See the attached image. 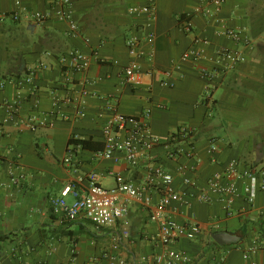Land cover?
Listing matches in <instances>:
<instances>
[{"label":"crops","instance_id":"0c3cea01","mask_svg":"<svg viewBox=\"0 0 264 264\" xmlns=\"http://www.w3.org/2000/svg\"><path fill=\"white\" fill-rule=\"evenodd\" d=\"M20 1V20L0 21V264H116L118 260L157 264L156 258L168 247L190 255L191 261L179 264H215L222 256L226 264H264V191L253 203L244 195L238 197L232 214L216 200L169 202V216L197 222L202 232L195 240L181 239L168 246L149 239L159 229L150 219L162 199L156 185L149 190L150 207L125 197L127 237L120 236L121 223L99 229L88 220L69 221L51 204L68 184L85 185L93 171L100 173L103 185L112 187L116 181L110 172L144 183L150 165L162 164L181 189L184 185L176 169L182 163L186 176L196 182L195 191L201 192L208 188V178L223 175L232 159L238 161V171L264 169V0H227L209 14L195 10L211 7L210 0H155L153 19L129 13L130 7L148 0H74L78 36H72L68 24L56 17L43 23L28 17L30 12L48 10L50 0ZM15 10L16 0H0V14ZM187 13L193 14L190 33L179 22ZM227 28L241 31L244 40L226 35ZM150 32L152 42L147 41ZM195 37L207 40L198 45L202 66L212 69L220 48L239 50L246 60L212 81L204 79L191 62L180 61ZM131 38L140 40L143 54L137 59L144 67L173 70L174 86L160 85L156 75L145 76L139 87L126 82L123 70L134 58L127 45ZM75 48L91 55L88 70L61 65V57ZM176 63H181L180 69L173 68ZM31 71L33 82H24ZM209 85L215 89L207 99ZM34 86L36 96L30 94ZM55 89L71 102L55 106ZM15 102L20 104L21 118L42 113L53 125L31 130L15 120L5 121V104ZM78 103H83L84 117L77 114ZM148 106L153 107L150 127L160 138L158 146L143 153L134 166L121 153L111 159L95 157L94 152L104 146V126L115 112L137 115ZM183 126L191 131L188 138L172 141ZM73 138L90 140L95 148L70 143ZM71 148L68 164L64 159ZM170 148H178L180 155L169 158ZM191 149L196 152L193 157ZM17 153L27 178L12 185L9 171ZM222 181L234 182L240 192L245 183L236 174ZM67 199L72 201V195ZM219 231L235 235L237 241L220 245L213 238Z\"/></svg>","mask_w":264,"mask_h":264},{"label":"built area","instance_id":"2783aa9c","mask_svg":"<svg viewBox=\"0 0 264 264\" xmlns=\"http://www.w3.org/2000/svg\"><path fill=\"white\" fill-rule=\"evenodd\" d=\"M140 7H130L131 15L146 14L149 19H153L156 10L155 0ZM227 0H210L211 7H197L196 12L209 14L211 9L219 10ZM51 6L46 11L30 12L28 17L35 22L43 23L52 17H56L60 21H65L69 26L72 36H78L80 33L79 24L74 15V0H50ZM18 10L11 13L0 14V21L7 17L13 20L21 18V1L16 0ZM192 13H187L184 19L179 20L184 31L190 33L193 31V25L190 17ZM225 34L235 40H244L242 32L232 28H227ZM154 35L152 32L147 34V41L152 42ZM140 40L131 38L127 41L130 54L134 57L123 70L126 82L133 86L139 87L143 83L145 76H158L159 83L162 86H174L172 80V69H156L146 68L137 59L143 53L139 49ZM200 43H207L206 39L195 37L193 46L185 50L181 55L182 62H191L198 70L200 75L209 81L215 79L217 74L234 68L238 63L246 60L245 55L239 51L230 48H220L217 50L215 66L209 69L200 64L203 59V52L198 47ZM91 55L87 54L79 48L72 49L66 55L61 57L60 63L73 71H86L90 66ZM181 63H176L174 69H180ZM34 71H31L24 82H33ZM69 81V79H67ZM149 87H152L150 84ZM215 89L214 85H209L205 89L204 97L210 99ZM38 88L34 86L32 92L36 96ZM54 105L60 106L63 103H70L69 97H60L58 90L52 92ZM38 102L35 99V105ZM7 118L5 121L15 120L17 124L23 125L28 129L36 130L38 126L47 124L53 125V121H48L46 115L35 113L28 117L19 116L20 104L6 103ZM77 114L79 117L85 116L83 103H78ZM153 111L152 106L146 107L140 114L130 115L121 112H115V115L105 124L103 132L104 146L102 149L94 152L98 159H111L117 153L124 155L130 165H137L143 153H149L154 147L160 144V138L153 134L150 127V118ZM191 131L189 128L181 127L172 137V141L188 138ZM2 132L0 130V136ZM214 145L211 150H215ZM72 148L64 159L65 163L72 161ZM180 155L178 148H170L167 156L174 159ZM196 155L195 149H191L190 157ZM17 159L11 162L10 167V183L12 185H20L27 178V174L22 167L20 160L21 155L17 153ZM238 161L232 159L225 167L223 175L214 174L207 180L206 190L196 192V182L192 178L186 176V166L182 163L177 166V172L182 177L184 188H177L175 185V176L166 170L162 164H152L144 183H135L127 180L121 173L110 172L115 178V185L107 187L101 183L100 173L93 171L86 178V184L78 186L76 183H70L64 187L60 196L53 197L51 204L53 211L69 221L88 220L97 228L115 227L118 223L120 226V236H129V206L125 197L138 199L143 202L146 207L152 204V196L149 190L153 186H157L162 193V199L155 211L150 215L153 222L158 223L159 229L156 233L150 235L152 242L160 243L165 246L176 243L181 239L195 240L201 234V225L197 222H180L166 213V206L169 202H187L200 201L210 203L214 200L223 203L232 214L231 207L235 200L244 195L245 199L253 203L260 191H264V169H246L238 171ZM231 174H236L238 178L245 179L244 186L240 192L234 182L224 183L223 178ZM72 195L73 200L68 201L67 197ZM119 236V237H120ZM254 250L252 247L250 251ZM248 251V252H250ZM248 252L244 254L248 257ZM191 261L190 255L176 248L168 247L164 255H158L157 264H179L180 262ZM116 264H125L124 260H118ZM215 264H226L225 257H221Z\"/></svg>","mask_w":264,"mask_h":264},{"label":"water","instance_id":"95a60500","mask_svg":"<svg viewBox=\"0 0 264 264\" xmlns=\"http://www.w3.org/2000/svg\"><path fill=\"white\" fill-rule=\"evenodd\" d=\"M213 238L220 245L233 243L237 241V237L235 235L230 234L228 232H224V231L215 232L213 234Z\"/></svg>","mask_w":264,"mask_h":264},{"label":"trees","instance_id":"16d2710c","mask_svg":"<svg viewBox=\"0 0 264 264\" xmlns=\"http://www.w3.org/2000/svg\"><path fill=\"white\" fill-rule=\"evenodd\" d=\"M180 20L182 19V17L179 18ZM70 143H76L79 144L80 146H82L83 148H90L93 149L95 148L92 144L90 140L87 139H70L69 141ZM101 147V146H100ZM97 148V147H96ZM99 148V147H98Z\"/></svg>","mask_w":264,"mask_h":264}]
</instances>
